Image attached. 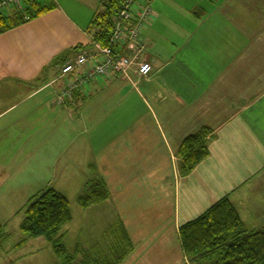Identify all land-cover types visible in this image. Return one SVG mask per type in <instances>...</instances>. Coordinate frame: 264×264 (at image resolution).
<instances>
[{
    "label": "crops",
    "instance_id": "crops-1",
    "mask_svg": "<svg viewBox=\"0 0 264 264\" xmlns=\"http://www.w3.org/2000/svg\"><path fill=\"white\" fill-rule=\"evenodd\" d=\"M36 1L55 9L0 34V174L13 161L21 174L93 168L119 201L106 223L122 221L135 245L122 264H186L180 228L226 197L247 229L264 225V0H151L152 73L99 79L63 103L56 64L91 51L103 0ZM204 129L210 155L182 178L179 149Z\"/></svg>",
    "mask_w": 264,
    "mask_h": 264
},
{
    "label": "trees",
    "instance_id": "trees-1",
    "mask_svg": "<svg viewBox=\"0 0 264 264\" xmlns=\"http://www.w3.org/2000/svg\"><path fill=\"white\" fill-rule=\"evenodd\" d=\"M122 1H102L103 10L95 15L89 28L94 42L110 46L113 19ZM31 3L28 1L24 8L29 14L27 20L21 12L14 17L0 15V34L55 9L53 3L51 6H43L38 1L36 5ZM83 90L87 89L77 92ZM210 133L208 129L201 130L182 143L178 153V169L182 178H187L209 157V142L214 139L208 137ZM89 186L87 194L78 199L80 207L88 208L109 198L110 192L103 179L98 178ZM72 220L70 202L63 194L52 188L38 193L26 204L25 219L21 224V231L25 234L22 243L29 239L46 238L53 245L57 264H122L135 250L126 228L120 223L104 233L102 243L93 244L90 248L77 246L72 251L66 244L67 234L63 232L65 225ZM179 233L189 264H264V225L254 230L247 229L227 197L202 216L183 225ZM8 238L5 226L0 222V252Z\"/></svg>",
    "mask_w": 264,
    "mask_h": 264
},
{
    "label": "rangeland",
    "instance_id": "rangeland-1",
    "mask_svg": "<svg viewBox=\"0 0 264 264\" xmlns=\"http://www.w3.org/2000/svg\"><path fill=\"white\" fill-rule=\"evenodd\" d=\"M28 1L33 2L31 3L32 5L37 4L36 0H26L24 5H26ZM51 4L50 2L46 6H51ZM9 11H11L13 17L16 13L21 12L24 14L25 20L29 18V14H26V9ZM72 20L77 23L83 21L79 19ZM66 26H69V24L66 23ZM89 28L90 25H87L86 29L90 30ZM90 35H92V30H90ZM90 46L93 47V40H91ZM71 110L76 120L78 110L76 108H71ZM75 120L66 117L64 124L65 126H69ZM27 132L29 131H25V133ZM48 136H50V134H47L46 137ZM40 166L43 167V164L40 163ZM15 168H17L16 163L14 161L9 162L6 172H3L4 170L2 169V173L0 174V222L5 226V232L9 236L0 252V264L58 263L53 245L50 244L46 238L40 237V239L32 241L30 244L22 243L25 239V234L21 231V224L25 219L27 202L34 195L50 188L63 194L71 205L73 221L72 224L70 223L68 225L70 228V232L66 237L68 248L73 251L77 246L84 248L87 243H102L104 233L111 227V225L106 223L107 219L109 220L113 213L115 218L116 210H118L115 203H119V201H115L114 197L112 198L110 194L107 199L108 202L107 200L100 202L103 203L101 206L96 207L95 203L90 206L91 208L88 207L89 209L80 207L78 203L79 197L86 195L88 187H90L89 185H91L94 180L98 179L96 178V172L93 168L81 169L75 162L65 163L64 160L60 162L56 172H52L51 170L47 172L46 170V172H37L35 175L33 171L25 166L24 170H26V173L21 174L23 171L20 173V171H17ZM112 205L115 206V209ZM125 210L126 212L127 210L130 211V209ZM113 221L117 224L120 220L116 221L114 219ZM138 223L140 226L134 227V232L137 234L148 228L143 227L144 220H142L141 217ZM90 247L91 245H89L88 248ZM103 247L104 249L107 248V246ZM150 262L152 261H149L148 264H150ZM141 264H146V261L141 262ZM186 264H189L187 259Z\"/></svg>",
    "mask_w": 264,
    "mask_h": 264
},
{
    "label": "built area",
    "instance_id": "built-area-1",
    "mask_svg": "<svg viewBox=\"0 0 264 264\" xmlns=\"http://www.w3.org/2000/svg\"><path fill=\"white\" fill-rule=\"evenodd\" d=\"M25 1L0 0V15L9 10L24 9ZM154 16L151 0H123L113 19L110 46L93 41L91 51L80 52L58 65L60 78L68 80L58 95L59 103L71 99L78 90L88 89L99 79L126 74L133 68L137 69L140 78H147L153 67L145 58L147 45L143 41V32Z\"/></svg>",
    "mask_w": 264,
    "mask_h": 264
}]
</instances>
